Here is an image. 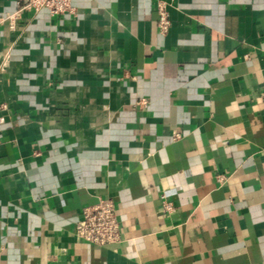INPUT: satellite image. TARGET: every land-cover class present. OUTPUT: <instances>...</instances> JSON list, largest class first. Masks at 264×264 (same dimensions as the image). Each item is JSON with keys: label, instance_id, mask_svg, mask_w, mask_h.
<instances>
[{"label": "crops", "instance_id": "1", "mask_svg": "<svg viewBox=\"0 0 264 264\" xmlns=\"http://www.w3.org/2000/svg\"><path fill=\"white\" fill-rule=\"evenodd\" d=\"M17 2L0 0V264H264V0ZM101 199L122 224L105 247L75 235Z\"/></svg>", "mask_w": 264, "mask_h": 264}, {"label": "built area", "instance_id": "2", "mask_svg": "<svg viewBox=\"0 0 264 264\" xmlns=\"http://www.w3.org/2000/svg\"><path fill=\"white\" fill-rule=\"evenodd\" d=\"M73 0H18L22 10H48L51 15L61 16L74 10ZM158 27L162 35H167L172 26L171 14L166 2L158 4ZM260 99L264 101V94ZM170 206H168V209ZM76 237L99 247L118 244L122 240V224L113 199H101L94 206L85 207L75 226Z\"/></svg>", "mask_w": 264, "mask_h": 264}]
</instances>
